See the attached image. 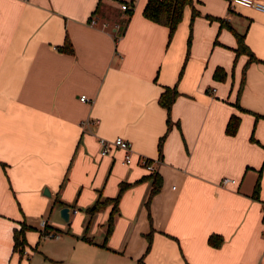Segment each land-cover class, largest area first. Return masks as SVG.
<instances>
[{
  "label": "crops",
  "instance_id": "1",
  "mask_svg": "<svg viewBox=\"0 0 264 264\" xmlns=\"http://www.w3.org/2000/svg\"><path fill=\"white\" fill-rule=\"evenodd\" d=\"M123 1L134 9L115 30ZM147 1L0 0V264H264V12L193 0L170 39ZM232 28L254 60L237 53ZM117 136L131 141L130 162L121 148L101 154L99 139ZM153 171L162 186L147 205ZM122 183L107 235L114 202L87 208Z\"/></svg>",
  "mask_w": 264,
  "mask_h": 264
},
{
  "label": "trees",
  "instance_id": "2",
  "mask_svg": "<svg viewBox=\"0 0 264 264\" xmlns=\"http://www.w3.org/2000/svg\"><path fill=\"white\" fill-rule=\"evenodd\" d=\"M193 0H148L147 4L145 6L144 9V14L146 17L164 24L166 26H168L169 28V36L170 39L173 37L179 23L182 21L183 16H184V9L186 7V5L192 4ZM100 6V2L97 5V9ZM133 8H127L126 13H127V17L123 20L120 21V25L121 28H123L125 26V24L128 22L130 15L133 12ZM198 13V11L195 9L193 11V18L194 16ZM221 22L224 24V21L221 20ZM233 29V28H232ZM234 33L236 34L237 40H238V46L236 48V51L238 54L242 53V52H247L250 55V59L249 61L254 60V58H256L254 56V53L249 49L248 45L245 43V34L239 33L238 31H236L235 29H233ZM191 39H192V34H190L189 39H188V46H190L191 43ZM189 49V48H188ZM226 75V71L222 68V67H218L215 71V77L219 78H223ZM178 95V90L176 88V86H168L165 88L164 92L161 94L159 101L160 103L167 108L168 111V118H167V122L169 124V122L171 121V108H172V104L174 102V100L176 99ZM234 118H232L230 120L229 126H231V128L233 127V123H234ZM165 136L163 135L160 137L159 140V149L160 152H162L163 149V143L165 140ZM151 161V160H150ZM148 178H152V187L149 191L148 197L146 199V204L148 205L150 200L152 199V197L160 190L161 186H162V177L159 173L157 172H152L150 175L146 176ZM129 183L126 184H121V189L120 192L118 193L117 196L115 197H106L104 199L98 198L97 201L89 206L87 208V211L92 215L94 213H96L97 211L101 210L102 208L106 207L108 205V203L110 202H114V207L112 209L111 212V216L108 222V229H107V235H109L114 227V213L117 210V204L120 200L121 194L123 192V190L126 188V186H128ZM259 191V182H257L256 187H255V192L254 193H258ZM61 204H63L64 202L58 200ZM48 228V225H46V229ZM29 229V226L26 225V223H23L21 225L20 228H16L15 232H14V239H15V244H14V250L16 252L19 253V255L22 257L25 253V249H26V245H27V237H26V232ZM46 234L49 232H47V230L45 231ZM45 234V233H44ZM151 237V234H150ZM84 239L92 242L94 241L91 237L84 235L83 237ZM223 241L222 236L217 235V234H212L209 238V242L212 245H220ZM103 246H106L105 243H102ZM151 241H149V246L150 247ZM138 264H144V256H142L139 260H138Z\"/></svg>",
  "mask_w": 264,
  "mask_h": 264
},
{
  "label": "built area",
  "instance_id": "3",
  "mask_svg": "<svg viewBox=\"0 0 264 264\" xmlns=\"http://www.w3.org/2000/svg\"><path fill=\"white\" fill-rule=\"evenodd\" d=\"M231 2H232V4L234 3V4H241V5H245V6L255 7L256 9L264 12V2L260 1V0H231ZM120 5H121L122 9L134 7L133 3H130L127 1L121 2ZM90 23L93 25L98 24L99 23V17H97V16L91 17ZM108 25H109L108 21H106V20L102 21L103 27H107ZM120 26H121L120 23H117L115 25V30L120 28ZM115 37L117 40L119 37V34H116ZM81 99L86 100L87 99L86 95H82ZM99 141H100L101 154H103V155L109 154L113 148H121V149H124L126 151L125 160L127 162L131 161L130 150H132V143L128 139H126L122 136H117L116 138H114L112 140L106 139V138H100ZM143 164L150 170H154V168H155L154 162L150 161L147 158L143 159ZM235 181H236L235 178L228 177V176H226L222 179L223 184H228L230 182H235ZM76 210L77 209H74V211H76ZM42 225L45 226V220H42ZM46 235L50 236V237H59L60 233H54L52 231H49ZM25 253H26V249H25Z\"/></svg>",
  "mask_w": 264,
  "mask_h": 264
},
{
  "label": "water",
  "instance_id": "4",
  "mask_svg": "<svg viewBox=\"0 0 264 264\" xmlns=\"http://www.w3.org/2000/svg\"><path fill=\"white\" fill-rule=\"evenodd\" d=\"M60 212H61V216L63 217V219L65 221L69 222V218H70V207L69 206H63L61 208Z\"/></svg>",
  "mask_w": 264,
  "mask_h": 264
},
{
  "label": "rangeland",
  "instance_id": "5",
  "mask_svg": "<svg viewBox=\"0 0 264 264\" xmlns=\"http://www.w3.org/2000/svg\"><path fill=\"white\" fill-rule=\"evenodd\" d=\"M104 3H105V1L102 3L101 7H103V4H104ZM101 7H100V9H101ZM113 8H114V9H113ZM118 11H121V9H119V8H116V9H115V7H112V12H113V14H117ZM49 238H50V237H49ZM50 239H53V240H54L55 238H50ZM55 240H56V239H55ZM32 253H33V252H32ZM32 253H31V254H32ZM36 256H37V254H36ZM30 257L33 258L32 255H31Z\"/></svg>",
  "mask_w": 264,
  "mask_h": 264
}]
</instances>
